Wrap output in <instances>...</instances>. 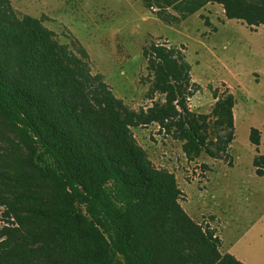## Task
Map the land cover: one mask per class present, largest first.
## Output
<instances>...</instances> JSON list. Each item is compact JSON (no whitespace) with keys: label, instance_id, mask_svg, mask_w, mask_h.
<instances>
[{"label":"trees","instance_id":"obj_1","mask_svg":"<svg viewBox=\"0 0 264 264\" xmlns=\"http://www.w3.org/2000/svg\"><path fill=\"white\" fill-rule=\"evenodd\" d=\"M153 1L183 16L217 2L227 18L264 26V0ZM144 54L149 94L165 98L136 111L90 72L85 50L73 53L41 18L0 0V208L13 224L0 229V264H245L187 214L175 175L132 132L156 122L189 159L221 158L235 135V96L196 114L181 51L153 42ZM249 138L258 146L260 130ZM253 165L263 175L264 154Z\"/></svg>","mask_w":264,"mask_h":264},{"label":"rangeland","instance_id":"obj_2","mask_svg":"<svg viewBox=\"0 0 264 264\" xmlns=\"http://www.w3.org/2000/svg\"><path fill=\"white\" fill-rule=\"evenodd\" d=\"M10 2L20 18H41L73 53L85 50L90 72L129 109L164 101L160 92L149 94L152 74L144 49L153 42L177 48L190 64L197 84L188 98L194 113L210 114L218 97L234 94L235 135L221 158L204 151L189 159L183 140L156 122L132 132L152 164L175 175L180 205L221 238V252L230 250L246 264H264V176L255 172L257 146L249 138L252 127L264 133V26L229 19L223 5L212 1L186 16L146 0ZM260 150L264 153V139ZM3 210L0 229L13 226Z\"/></svg>","mask_w":264,"mask_h":264},{"label":"crops","instance_id":"obj_3","mask_svg":"<svg viewBox=\"0 0 264 264\" xmlns=\"http://www.w3.org/2000/svg\"><path fill=\"white\" fill-rule=\"evenodd\" d=\"M260 133H261V138H260V144L257 146V152H258L257 154H264V153H261V150H260V147L263 144L264 133H263L262 130H260ZM255 172H256V167H255ZM260 176H264V174L263 175H260ZM221 242H222V240H221ZM225 252H229V253L235 255L239 260L243 261L246 264V262H245V260L243 258L237 256L235 253L231 252L230 250L225 251Z\"/></svg>","mask_w":264,"mask_h":264}]
</instances>
